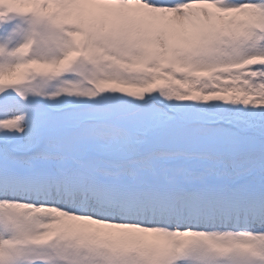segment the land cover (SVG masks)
I'll use <instances>...</instances> for the list:
<instances>
[{
    "label": "snow or ice",
    "instance_id": "snow-or-ice-1",
    "mask_svg": "<svg viewBox=\"0 0 264 264\" xmlns=\"http://www.w3.org/2000/svg\"><path fill=\"white\" fill-rule=\"evenodd\" d=\"M0 264H264V0H0Z\"/></svg>",
    "mask_w": 264,
    "mask_h": 264
}]
</instances>
